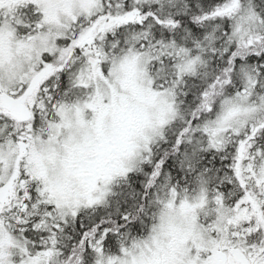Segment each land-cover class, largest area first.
<instances>
[{
	"label": "snow or ice",
	"instance_id": "obj_1",
	"mask_svg": "<svg viewBox=\"0 0 264 264\" xmlns=\"http://www.w3.org/2000/svg\"><path fill=\"white\" fill-rule=\"evenodd\" d=\"M0 264H264V0H0Z\"/></svg>",
	"mask_w": 264,
	"mask_h": 264
}]
</instances>
